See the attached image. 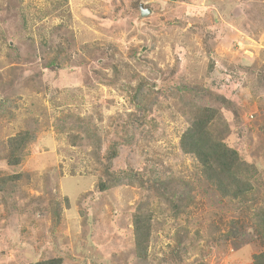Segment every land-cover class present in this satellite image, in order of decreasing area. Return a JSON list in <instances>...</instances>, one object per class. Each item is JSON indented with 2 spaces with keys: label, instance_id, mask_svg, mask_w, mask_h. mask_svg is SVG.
Returning <instances> with one entry per match:
<instances>
[{
  "label": "rangeland",
  "instance_id": "rangeland-1",
  "mask_svg": "<svg viewBox=\"0 0 264 264\" xmlns=\"http://www.w3.org/2000/svg\"><path fill=\"white\" fill-rule=\"evenodd\" d=\"M139 88L153 95L145 105ZM190 104L219 111L214 130L257 171L254 202L200 180L180 149ZM73 116L97 129V156L118 142L111 172L138 181L100 192L94 142L72 146L62 131ZM24 131L35 140L9 165L8 141ZM144 207L141 258L133 220ZM261 209L264 0H0V264H254Z\"/></svg>",
  "mask_w": 264,
  "mask_h": 264
},
{
  "label": "trees",
  "instance_id": "trees-1",
  "mask_svg": "<svg viewBox=\"0 0 264 264\" xmlns=\"http://www.w3.org/2000/svg\"><path fill=\"white\" fill-rule=\"evenodd\" d=\"M138 95L143 105L153 99L151 93H143V88L136 90L135 98ZM183 115L190 120L191 124L181 137L180 149L184 154L194 159L200 180L207 183L221 198L235 201L243 207L254 202L253 178H255L257 171L241 158L238 151L226 144L223 132L217 133L214 130L215 123L221 119L219 111L213 108L190 104L185 107ZM67 117L63 118V122ZM64 126L62 127V131L68 133V138L72 140V146L76 147L78 145L77 142L80 144L87 140L94 142L92 146L93 154L96 156L98 163L106 166L105 172L108 175V179L100 181L98 185L100 192L107 191L122 183L138 181L139 178L132 172L121 171L117 174L111 172V163L118 156V142H112L106 157L102 158L100 155H96V152L101 148L97 129L91 126L87 120L73 116V120L64 123ZM226 129L228 130L227 126ZM78 131H82L85 136L80 137ZM34 140L35 135L29 131L21 132L9 139L8 164L19 165L25 156L28 144ZM8 179L10 178L6 180ZM157 191L160 197L166 198V202L170 203L172 215L175 217L180 216V204L172 201V197L165 190V185L161 184L160 186L159 184ZM252 214V223L257 232L261 234V239L264 240V209L257 210ZM151 219L152 210L145 207L139 209L134 216L137 255L141 258L145 257V252L147 251L152 228ZM34 264H63V261L61 259H50ZM254 264H264V252L254 256Z\"/></svg>",
  "mask_w": 264,
  "mask_h": 264
}]
</instances>
